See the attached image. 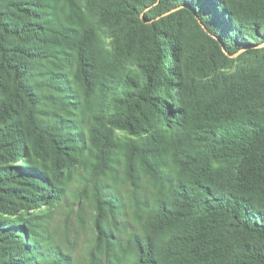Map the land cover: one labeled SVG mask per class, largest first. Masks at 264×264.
I'll return each instance as SVG.
<instances>
[{"label": "trees", "instance_id": "1", "mask_svg": "<svg viewBox=\"0 0 264 264\" xmlns=\"http://www.w3.org/2000/svg\"><path fill=\"white\" fill-rule=\"evenodd\" d=\"M156 3L177 10L144 24ZM181 16L208 56L171 33ZM95 18L0 0V264H264V71L202 96L189 75L260 53L264 0H100ZM69 200L79 259L48 231Z\"/></svg>", "mask_w": 264, "mask_h": 264}, {"label": "rangeland", "instance_id": "2", "mask_svg": "<svg viewBox=\"0 0 264 264\" xmlns=\"http://www.w3.org/2000/svg\"><path fill=\"white\" fill-rule=\"evenodd\" d=\"M85 10L90 14L93 20H96V6H98L100 0H79ZM154 4L140 11L139 16L144 24H152L157 21H161L162 17L169 15L176 11L174 9L162 16H154L156 8ZM194 13V12H193ZM197 23L200 25V21L194 14ZM225 23H230L226 21ZM232 27V26H231ZM202 28V27H201ZM172 34H175L180 41L187 46L189 50L196 51L195 58L208 56L207 49L203 33L196 28L186 16H181L174 23ZM100 35L105 42L106 49L112 54L114 53L113 38L108 36V32L105 29H100ZM254 48L261 49L260 53L255 55L245 54L244 50H240L238 53L229 56L228 60L221 67L210 73L209 76L200 78L198 71L196 73L190 71L189 75L194 77V85L198 91L197 96L205 94H211L212 92L221 90L224 86L233 82L234 80L241 78L242 76L250 75L253 73L264 71V42L255 46ZM123 70L126 73L134 72V67L123 63ZM196 70V69H195ZM48 231L52 235L53 239L59 243L63 249L71 250L75 259H79L83 256V251L86 247L87 241L90 236V230L84 223L81 226L76 217V205L72 200H69L63 207H58L51 213V218L48 223Z\"/></svg>", "mask_w": 264, "mask_h": 264}]
</instances>
